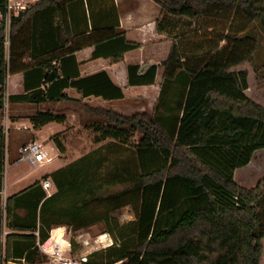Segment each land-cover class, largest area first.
<instances>
[{
    "label": "trees",
    "instance_id": "trees-1",
    "mask_svg": "<svg viewBox=\"0 0 264 264\" xmlns=\"http://www.w3.org/2000/svg\"><path fill=\"white\" fill-rule=\"evenodd\" d=\"M73 1L37 0L11 17L7 57L5 23H0V88L7 75L24 74L23 93L9 95V102L72 101L63 92L67 88L82 97H123L104 71L80 77L74 53L93 46L92 57L118 61L138 44L115 30V11L112 26L94 25L74 37L68 10ZM152 1L162 12L155 29L174 33L161 63L153 115L91 108L106 121L89 125L94 143L112 139L125 145L140 131L133 169L115 165L99 177L102 160L90 154L41 178L53 183L50 196L36 180L7 197L5 227L12 232L0 241V264H44L36 243L44 242L52 227L77 231L97 223L113 244L91 252L85 264H260L264 178L246 189L235 182L234 172L264 149V108L244 93L246 71L230 69L252 62L258 41L246 34L256 20L264 30V0ZM0 12L5 14V0ZM155 73L156 66L129 65L128 84H152ZM64 119L49 111L29 117L34 128ZM54 144L64 151L59 139ZM4 152L0 129V175ZM117 184L123 188L107 193ZM126 205L135 219L120 223L114 214ZM1 220L2 205L0 238ZM71 244L76 246L73 239Z\"/></svg>",
    "mask_w": 264,
    "mask_h": 264
},
{
    "label": "crops",
    "instance_id": "crops-1",
    "mask_svg": "<svg viewBox=\"0 0 264 264\" xmlns=\"http://www.w3.org/2000/svg\"><path fill=\"white\" fill-rule=\"evenodd\" d=\"M68 10H69V20L74 37L82 33L91 32L92 26L94 25L97 27L95 28L97 30L98 29L101 30L106 26H112L115 21V12H116L118 25L115 27V30L118 32H122L127 41L137 43L138 46L135 49L125 51L122 54V57L118 61H114L113 57H104V56H100L96 58L92 57V52L94 50L93 46L82 48L74 53L76 63L78 64V71L80 77H86L104 71L107 74L110 81L122 90L123 97L120 99L104 100L101 97H95V96L82 97L76 91V89L67 88L63 92L67 96H69L72 99V101H46L40 103L9 102L10 103L9 105L11 106L10 108L11 116L14 115L24 116L23 119H20L21 121L20 120L18 122L14 121V123H20L24 125L25 126L24 129L26 130L32 129L33 132L28 133V135H30L31 138L30 140L43 143L44 145L47 142L54 143V141L57 138L55 136L61 134L67 128H69V130L71 131V129L76 130L77 128H81V126L84 125V124L81 125V123H76L75 118L78 116V113L72 108L67 107L66 109L63 110L55 109L56 105L59 103H70L82 107L87 105L92 107L93 109L110 110L115 113L126 116H131V114L133 113H146V109H149L148 111H150V116L153 115V108L158 100L160 84L162 82V76L164 72L161 63L164 62L165 59L167 58L172 46V37L170 38L168 36L170 34L166 32H158L155 29V23L161 17L162 12H161V8L152 0H75L69 4ZM1 22L2 20L0 19V23ZM7 37L5 36L6 42L4 45L6 57L8 55V51L6 52ZM29 59L30 58L27 57L25 60L27 61ZM53 64H55V62H53ZM129 65H138L140 70L142 69L145 70L148 67L156 66L154 82L148 85H129L128 74H127V68ZM238 66L230 69V71H235V70H236L235 72L241 71L237 69ZM23 81H24V74L22 72L7 75L6 85L8 88L9 95L22 94L24 90ZM128 91H131V96L129 98H126V93ZM43 103H53V104L41 105ZM112 103H121V105L125 106V109L128 111L122 112V111H117L111 107H108V105ZM45 111H49L54 114H62L64 115L65 119L64 121L59 123L50 122L43 125L42 127L34 128L29 121V117L33 116L37 112H45ZM98 121L104 122V119L95 120V122ZM51 123L61 124L62 127L59 130L50 129L48 136L41 135L43 129L45 127H50ZM65 124H67V126ZM137 132L141 133L140 131ZM134 134L131 137V139L134 137ZM106 140H112V139H106ZM25 141L26 139L22 140L21 143L18 142L16 144L17 146V148L15 147V150H17L16 152H18V148L20 146L27 143ZM137 143L138 142H136V144ZM63 147L65 148V144H63ZM58 152H59V157H61L63 155L62 154L63 152H60L59 150ZM13 155L11 156L12 159L15 158ZM63 157L66 158L65 155ZM52 159L53 157L51 156V160L49 162H51ZM5 161H6V152H4V162ZM66 162H69V160L66 159V161H61L60 163H56L51 168L52 170L48 171V173H46L45 175L50 174L51 172L61 168L63 164ZM11 164L15 165L16 164L15 160L12 161ZM40 166H43V164ZM3 172H5V169H3ZM18 179L13 180L10 183V187H12ZM37 180H41V179H37ZM5 188L6 186H4L3 190L2 188H0V195L1 193H3L5 196L4 193ZM25 188L23 187V189H15V191H11L9 196L18 193L24 190ZM51 192L53 193V190ZM9 196H5V199ZM125 207H128L132 211V209L128 205L120 208V210ZM132 213H133V218H130V220L126 222H130L135 219L134 212L132 211ZM116 214L117 212L114 215L117 216ZM100 225L101 223H97L91 225L90 227L99 228L101 227ZM90 227L80 229L77 231H72L69 227L65 225L52 227L49 232V237L42 243H38V242L36 243L40 252L46 257L47 260L46 264L48 262V256L46 254V251L57 243H60L62 246H66V247L67 245H69L70 253H71L73 249L71 244V239L74 240L76 244L75 247H77L80 250V254L78 255L85 254L88 256L89 255L87 254L89 253L88 248L91 247L95 249L97 244L101 243L97 237L99 234L93 235L89 232ZM7 231L8 233L12 232L9 231L8 229ZM100 234L106 235L108 233L104 232V230L102 229ZM69 236L72 238H69ZM82 240L88 241L89 245L83 246L81 244ZM112 240L110 239V242L108 244L106 243V246L104 247L112 245L113 244ZM263 240H262V245H263ZM106 241L107 238H105L104 242ZM263 251H264V246H263ZM71 256H73L72 253ZM263 257L264 256L262 255L261 262L264 260ZM114 264H121V262H117Z\"/></svg>",
    "mask_w": 264,
    "mask_h": 264
},
{
    "label": "rangeland",
    "instance_id": "rangeland-1",
    "mask_svg": "<svg viewBox=\"0 0 264 264\" xmlns=\"http://www.w3.org/2000/svg\"><path fill=\"white\" fill-rule=\"evenodd\" d=\"M8 31H9V26H7L6 24L5 26L6 37L8 36L7 35ZM173 35L174 33L168 36L170 38L171 37L173 38ZM246 35L249 36L251 35L256 37L258 41V46L255 53L253 54L252 62L251 63L244 62L241 65H239L237 69L245 70L247 73L248 87L244 91L246 96L254 103L264 108V30L262 29L260 23L256 20L254 21L251 30ZM7 51H8V37L6 43V52ZM254 67H259L260 69L259 73L254 72ZM258 76H261L263 78V81L259 80ZM5 92L9 94L7 85L5 86ZM130 96H131V91H128L126 93V98H129ZM9 104L10 103H8V113H7L8 121L4 125L0 123V129H2L4 133V150L6 152V161L4 162V168H3L5 169V172H3L2 175H0V186L2 190L4 189V186H6L4 190L5 196H9L11 191H15V189H23V187L24 188L27 187L35 180L41 179L46 173H48V171L52 170L51 168L56 163H60L61 161H66V159L69 160V162L64 163L61 168H65L70 165H73L75 161L79 160L81 157L86 155L91 154L93 158H101L102 163H100L99 166V171L101 173L99 172L100 173V175H98L99 177H102L103 174L107 173L108 171H111L115 165L127 166L129 169L131 170L133 169L134 148L136 146V142H138L141 136V133L136 131L134 137L129 141L128 144L125 145L119 144L112 140H104L100 143H94L93 137L96 135V133L92 131L89 125L95 122V120L104 119L105 122L106 119L101 114H99V112L92 111L91 110L92 107L90 106L85 105L84 107H82L70 103H59L56 105L55 109L63 110L66 109L67 107L72 108L78 113V116L75 118L76 123H81V125L84 124L86 126L83 125L81 126V128H77L76 130L71 129V131L69 130V128H67L61 134L56 136L60 141H62L63 144H65V148H64L65 150L62 153L63 155L59 157V152L55 144L52 142H47L45 144V147L49 151L50 156L53 157L51 162L46 164L44 163L43 166L36 168H32L26 161L17 162L15 165L14 164L12 165L11 164L12 161H14L17 158V152H16L17 150H15V147L17 148L16 144L18 142L21 143L22 140L25 139H26L25 142L31 141L30 135H28V133L33 132V130L32 129L26 130L24 129L25 127L24 125L20 123H14V121L18 122L20 119H23L24 116L22 115L11 116L10 115L11 106ZM45 104H53V103H43L41 105H45ZM108 107H111L117 111H122V112L128 111L125 109V106L121 105V103H112L109 104ZM148 110L149 109H146L145 114L147 116H150V111ZM3 115L4 114L2 113V111H0V120L3 118ZM65 125L67 126V124ZM61 127H62L61 124L51 123L50 127H45L43 129L41 135L48 136L50 129L59 130L61 129ZM50 147H52L53 149L50 150ZM12 155L15 157L14 159H12L11 157ZM64 155L66 156V158L63 157ZM263 178H264V149L256 150L252 155L250 163L245 167L235 170L234 172V179L236 180L235 182L239 186L246 189H251L255 187L257 183ZM15 179L18 180L12 187H10V183ZM121 188H123L122 185L119 184L114 185L107 190V193L116 192ZM53 192H55V187L53 189ZM5 196L3 193H1L0 195L1 205L5 204ZM116 212H117L116 214L117 216L115 217L118 220H120V222L122 223L129 221L130 218H133V213L128 207H125L121 210L119 209ZM5 221L6 220H4V229L8 233L7 228L5 227ZM100 226L101 227L99 228L90 227L89 232L93 235H97V234H99L98 236L102 235L100 233L103 224H101ZM105 236L107 238V241L104 243L97 244L95 249L91 247L88 248L89 253L87 254H90V252H93L95 250L102 249L104 246H106V243L108 244L110 242V239L112 240L110 234H106ZM3 237L5 236L1 233L0 241L2 244L4 243ZM69 238L72 237L69 236ZM263 246H264V240H263ZM71 253L73 257L80 256L78 255L80 254V250L77 247H74ZM263 256H264V251H263ZM262 263L264 264V260L261 262V264Z\"/></svg>",
    "mask_w": 264,
    "mask_h": 264
},
{
    "label": "built area",
    "instance_id": "built-area-1",
    "mask_svg": "<svg viewBox=\"0 0 264 264\" xmlns=\"http://www.w3.org/2000/svg\"><path fill=\"white\" fill-rule=\"evenodd\" d=\"M35 0H5V14H1L0 19L5 23V26H9L10 18L16 16L20 12L30 8L32 4H34ZM6 81L3 87L0 88V111H2L3 118L0 120V123L4 125L8 121V96L9 94L5 92ZM53 148L50 147V150ZM51 160V156L47 148L43 143H39L36 141H30L18 148L17 158L15 162L26 161L32 168L40 166L46 162ZM41 187L45 192L46 196L51 195V191L54 189L53 183L49 178H46L41 181ZM5 204L2 205V220H1V233L5 236L7 232L4 229V220H5ZM4 238V237H3ZM105 234L98 236V239L101 243L105 241ZM1 239V238H0ZM81 244L83 246L89 245V242L86 240H82ZM48 256L47 264H83L87 262V255H80L78 257L71 256L69 245L62 246L60 243L55 244L49 250L46 251ZM10 264H17L15 262L9 261Z\"/></svg>",
    "mask_w": 264,
    "mask_h": 264
}]
</instances>
